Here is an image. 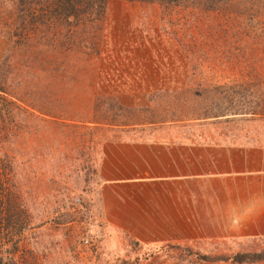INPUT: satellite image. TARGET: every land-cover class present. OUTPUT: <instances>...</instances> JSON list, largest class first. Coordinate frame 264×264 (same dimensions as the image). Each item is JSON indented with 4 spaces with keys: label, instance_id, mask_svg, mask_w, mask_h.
Listing matches in <instances>:
<instances>
[{
    "label": "rangeland",
    "instance_id": "1",
    "mask_svg": "<svg viewBox=\"0 0 264 264\" xmlns=\"http://www.w3.org/2000/svg\"><path fill=\"white\" fill-rule=\"evenodd\" d=\"M13 12L0 2V84L10 102L1 120L15 192L32 216L23 253L37 264H234L212 258L264 252V238L140 243L104 214L96 176L101 145L113 139L264 144V35L234 43L223 31L233 21L201 9L109 0L93 26L10 42ZM249 13L264 34V7ZM242 18L232 32L248 26ZM230 43L254 57L247 77L227 61L240 54ZM156 92L165 96L152 101ZM105 96L119 98L103 104L124 110L100 111ZM207 112L227 116L203 119ZM120 120L131 126L109 125Z\"/></svg>",
    "mask_w": 264,
    "mask_h": 264
},
{
    "label": "crops",
    "instance_id": "2",
    "mask_svg": "<svg viewBox=\"0 0 264 264\" xmlns=\"http://www.w3.org/2000/svg\"><path fill=\"white\" fill-rule=\"evenodd\" d=\"M96 176L104 214L140 243L264 238V144L113 139Z\"/></svg>",
    "mask_w": 264,
    "mask_h": 264
},
{
    "label": "trees",
    "instance_id": "3",
    "mask_svg": "<svg viewBox=\"0 0 264 264\" xmlns=\"http://www.w3.org/2000/svg\"><path fill=\"white\" fill-rule=\"evenodd\" d=\"M129 2L157 4L160 6L168 7L170 9H198L205 13H210L214 19L219 20L225 18L226 20L233 21V27H226L224 34L226 37L236 41H250L252 43L259 42L260 38L263 39V33L257 34L253 28L254 14L249 13L251 10L263 9L264 1L261 0H124ZM256 1H258L256 3ZM1 5L11 7L13 9L12 21L7 23L5 36L7 35L8 41L16 42L20 39L28 41L37 38L41 41L46 31L50 28L54 30L63 28L65 26L75 28H85L87 24L93 26L98 21H102L106 6L109 0H0ZM49 11V12H47ZM242 18L247 21L248 26L244 28H235L237 18ZM231 32V33H230ZM41 36H40V35ZM45 39V38H44ZM44 42V41H43ZM234 42V41H233ZM235 43V42H234ZM234 50L239 51L240 54L230 53L227 61L231 66L237 67V73L244 74L247 68L253 70L255 59L252 55L247 56L238 48ZM247 77V75H245ZM3 84H0V264H37L31 252L22 251V244L27 243L25 234L32 229V216L29 212V207L26 205L24 194L15 192L18 190L16 183V174L14 179L15 167L12 159H8L5 152V143L7 135L1 120L3 118V111L8 113V106L10 102L6 99L5 92L3 91ZM210 91L219 93L220 86H213ZM192 90H186V93ZM160 92L153 93L150 97L153 101L154 98L161 99L165 95H160ZM185 93V91L183 92ZM223 93V92H222ZM221 93V94H222ZM167 96L168 92H164ZM194 98L201 94V90L192 92ZM196 96V97H195ZM119 97L105 96L98 99V108L105 100L107 102L117 101ZM12 103V102H11ZM120 103V101H119ZM107 104V103H106ZM103 104L100 111H108L109 109L124 110L117 104L108 105ZM221 107V105L219 104ZM94 112H99V109ZM213 110V109H212ZM214 111V110H213ZM217 112V111H216ZM226 114L215 113L210 115L208 112L203 119L226 117ZM166 121L160 120V123ZM153 123V122H151ZM119 126L123 129L130 127L129 122L120 120L117 124H109ZM198 259L209 262L206 256H198ZM214 262H227L228 260L234 264H259L264 262V252H240L232 256H220L212 258ZM211 260V261H212Z\"/></svg>",
    "mask_w": 264,
    "mask_h": 264
},
{
    "label": "built area",
    "instance_id": "4",
    "mask_svg": "<svg viewBox=\"0 0 264 264\" xmlns=\"http://www.w3.org/2000/svg\"><path fill=\"white\" fill-rule=\"evenodd\" d=\"M82 241H83L84 243H87V239H85V238H82Z\"/></svg>",
    "mask_w": 264,
    "mask_h": 264
}]
</instances>
